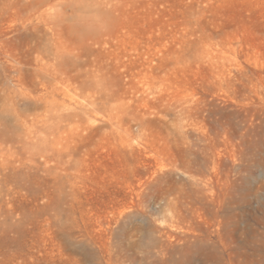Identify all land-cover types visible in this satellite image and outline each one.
<instances>
[{"label": "rangeland", "instance_id": "374dc122", "mask_svg": "<svg viewBox=\"0 0 264 264\" xmlns=\"http://www.w3.org/2000/svg\"><path fill=\"white\" fill-rule=\"evenodd\" d=\"M0 264H264V0H0Z\"/></svg>", "mask_w": 264, "mask_h": 264}]
</instances>
